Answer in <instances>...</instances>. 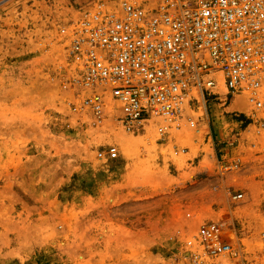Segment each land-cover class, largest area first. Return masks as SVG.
<instances>
[{"label":"rangeland","instance_id":"obj_1","mask_svg":"<svg viewBox=\"0 0 264 264\" xmlns=\"http://www.w3.org/2000/svg\"><path fill=\"white\" fill-rule=\"evenodd\" d=\"M68 1L0 0V264H264L255 125L245 124V174L217 187L210 173L185 172L153 127L143 139L117 115L100 119L59 32ZM119 131L142 139L135 153L119 149ZM229 193L242 201L224 203ZM215 216L236 225L240 250L227 261L188 244Z\"/></svg>","mask_w":264,"mask_h":264},{"label":"built area","instance_id":"obj_2","mask_svg":"<svg viewBox=\"0 0 264 264\" xmlns=\"http://www.w3.org/2000/svg\"><path fill=\"white\" fill-rule=\"evenodd\" d=\"M64 9L59 32L81 63L77 81L92 91L84 103L100 119L116 114L104 88L124 128L151 122L157 143L186 158L185 172L210 173L217 187L245 174V124L264 141V0H69ZM106 154L117 158L114 147ZM192 237L208 258L240 250L232 216L202 222Z\"/></svg>","mask_w":264,"mask_h":264},{"label":"bare ground","instance_id":"obj_3","mask_svg":"<svg viewBox=\"0 0 264 264\" xmlns=\"http://www.w3.org/2000/svg\"><path fill=\"white\" fill-rule=\"evenodd\" d=\"M99 90L104 94V96H105V101H106V103L108 102V103H110V102H113L112 104H113V106H114V108H113V110L112 109H109V106H107V109L111 112V111H113V112H115L116 114L115 115H117L118 117H121V113H120V111L118 110V104L116 103V102H114L112 99H111V97H110V94H109V92H108V90L107 89H104V88H99ZM239 100H236V101H234L233 103H232V105H231V107L233 108V109H235V108H239ZM112 106H110V108H111ZM113 114V113H112ZM120 114V115H119ZM107 120H108V118H107ZM107 120H106V122H107ZM105 122V123H106ZM108 124V123H107ZM114 125V124H113ZM152 125H151V122H149V121H144V122H140V123H138V124H135V125H133V127H132V129H135V131L136 132H138V131H141V132H143L144 134L142 135H140L143 139L145 138L144 136H147V137H149V136H151V132H152ZM120 128V127H119ZM118 128V129H119ZM121 130V129H120ZM128 130V129H127ZM122 131V130H121ZM118 134H116V136H115V140H116V143L118 144V146H119V149H120V147H121V150H124V151H126L127 153L126 154H131V152H133V151H135L136 152V150H138L137 148H136V142H138V141H141L142 139L139 137V136H137V137H135V136H133V135H131L130 133H124V132H117ZM132 134H134V133H132ZM139 137V138H138ZM146 137V138H147ZM149 138H147L146 140H148ZM147 142V141H146ZM145 143V142H144ZM141 145H143V143L141 144ZM145 145V144H144ZM140 146V145H139ZM139 146H137V147H139ZM144 147V146H143ZM135 152H133V153H135ZM225 260H226V258H225ZM227 261V260H226Z\"/></svg>","mask_w":264,"mask_h":264}]
</instances>
